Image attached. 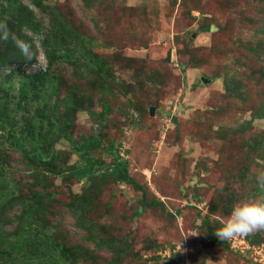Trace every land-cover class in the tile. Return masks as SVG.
Segmentation results:
<instances>
[{
    "label": "trees",
    "instance_id": "trees-1",
    "mask_svg": "<svg viewBox=\"0 0 264 264\" xmlns=\"http://www.w3.org/2000/svg\"><path fill=\"white\" fill-rule=\"evenodd\" d=\"M30 3L38 13L21 0H0V21L6 22L12 33L32 45V58H26L11 40L0 42V264H132L141 255L134 251L127 234L117 233L119 227L113 224L107 227L98 219L103 216L97 212L102 192L108 188L109 196H114L111 190L118 184L139 192L135 215L142 212L145 204L165 207L154 196L147 199L146 186L130 173L129 147L115 139L121 129L118 127L115 135L110 133L113 119L109 97H125L128 104L124 114L131 125L136 124L142 111L153 115L156 104L151 103L146 108L139 104V110L136 100H130L132 89L118 76L126 71L133 74L134 57L118 49L105 51L106 43L101 41L102 50H98L97 40L91 34L92 29L97 31L104 26L101 19L109 18L112 25L108 24V19L106 24L112 27L128 17L127 11L132 7L126 5L125 0H81L86 9L92 10L91 28L83 26L80 19L76 22L64 16L53 3L45 0H30ZM37 14L47 15V27L42 16ZM210 27L207 22L200 23L198 30L207 31ZM261 30L264 32L263 28ZM35 39L45 56V69L25 73L22 65L37 61L39 49ZM59 63L70 66L69 72L63 73ZM13 64L17 68L12 67ZM178 64L183 72L187 64L182 61ZM255 72L264 79V69ZM145 77L151 79L156 88L161 81L152 71L145 73ZM242 87L241 82L233 79L224 83V92L238 97L235 113L241 116L247 110L248 117L234 124L220 122L225 101L207 110H197V116L201 114L206 119L194 120V124L202 128L200 122H206L207 130L203 132L198 128L203 136L195 132L190 138L199 144L210 140L218 142L211 168L221 172L219 181H223L221 185H217L219 181L208 185L212 188L209 211L218 217L201 220L205 233L199 234L196 241L221 243L231 251L247 253L231 249L229 240L221 241L215 236L236 204L239 184H248L247 196H258L264 201V185L256 181L257 174L264 171V127L255 123V120L264 119V89L261 99H256L248 97ZM178 110L171 115L174 125ZM79 112H85L91 122L85 131H80L76 125ZM8 152L17 153L22 166L12 165ZM73 155L75 158L71 161ZM199 163H203L201 170L210 168L200 160L194 166L198 167ZM74 182L81 183L78 192L71 188ZM63 185L70 197L67 206L74 224L84 231L83 238L91 241V247L57 243L52 235L53 227L46 224L50 205ZM190 195L194 197L193 193H188L185 198ZM18 206L20 210L14 215L17 223L13 231H5L4 226L10 219L3 214ZM110 206L111 201L102 205L103 210ZM245 237L252 244L264 242L260 231ZM152 247L155 250L148 258L158 260L163 247L151 243L145 250L150 252ZM101 249L111 253L105 262L98 260ZM197 255L189 246L186 254L173 251L167 260H174L176 256L182 258L175 259L177 264H194Z\"/></svg>",
    "mask_w": 264,
    "mask_h": 264
},
{
    "label": "rangeland",
    "instance_id": "rangeland-1",
    "mask_svg": "<svg viewBox=\"0 0 264 264\" xmlns=\"http://www.w3.org/2000/svg\"><path fill=\"white\" fill-rule=\"evenodd\" d=\"M21 1L38 13L30 0ZM45 1L56 5L59 12L72 21L80 19L83 26L93 28L92 10L86 9L81 0ZM125 4L132 7L131 11H127L130 14L128 17L112 27L109 18V26L107 19H101L104 22L100 23L104 26L97 31L92 29L91 34L97 40L98 50H102L101 41L106 43V47H103L105 51L118 49L134 57L133 74L126 71L118 73V76L132 89V102L136 100L138 106L143 108L151 103L156 106L153 115L142 111L136 124L131 125L124 114L128 104L125 97L110 96V116L113 119L110 133L115 135L117 128L121 129L115 139L129 147L127 159L130 173L146 186L147 199L156 197L165 209L156 204H145L142 212L135 215L139 192L118 184L112 187L114 196H109L108 188L102 192L97 212L103 216L98 219L107 227L110 224L119 227L117 233L127 234L134 251H139L141 255L132 264H177L181 257L174 256L176 261L167 260V257L173 251L186 254L189 246L198 254L194 264H264L252 260L250 253L231 251L221 243L200 244L196 241L199 234L205 233V228L200 225L201 220L217 216L209 211L208 198L212 188L208 185L219 181L221 172L211 168L212 160L217 156L218 142L210 140L199 144L190 138L195 132L203 136L198 130L201 127H197L194 120L199 122L206 118L201 114L197 116V110H207L225 101L220 122L234 124L236 120L248 117L247 110L241 116L235 113L239 99L235 94L224 92L226 81L235 79L241 82L248 97L261 99L264 79L259 78L255 71L264 69V32L261 30L264 29V0H125ZM41 16L47 27V15ZM203 17H208V20H203ZM206 22L211 27L207 31L198 30V25ZM35 43L41 51L38 39H35ZM168 49H171L170 58H174L172 62L164 60ZM40 53L39 59L42 60ZM179 61L187 64L183 72ZM59 64L63 66L61 71L65 74L71 69L64 63ZM24 67L29 72L28 65ZM149 71L156 73L161 80L157 88L151 79L145 77ZM201 77L209 81L203 82ZM97 97L98 93L95 94V103ZM176 109L179 110L176 114L177 124L174 125L171 115ZM255 123L258 127H264V119L255 120ZM90 124L85 112L77 114L76 125L80 131L88 129ZM200 124L203 132H206L207 123ZM7 156L12 157V165L22 166L17 153L8 152ZM74 158L73 155L70 160ZM197 160L210 168L201 170L203 163L195 167ZM56 182L59 183L58 178ZM222 183L220 180L217 185ZM80 185V182H74L71 188L78 192ZM247 188L248 184L238 185L236 204L244 200L261 202L258 196H247ZM188 193H193L196 199L191 195L186 199ZM69 200L63 185L50 205L46 224L53 227L52 235L57 243L91 247V241L83 238L84 231L74 224V217L67 206ZM106 201H111V206L103 210L102 205ZM202 203L208 207L207 212H204ZM19 210L20 206L10 208L3 214L4 218L10 219L4 226L5 231H13L17 223L14 215ZM260 232L264 236V231ZM151 243L163 247L162 255L157 253L160 255L158 260L148 258L155 250L153 247L150 252L145 250ZM172 245L173 249L170 250ZM110 256L109 251L101 249L98 260L105 262Z\"/></svg>",
    "mask_w": 264,
    "mask_h": 264
},
{
    "label": "clouds",
    "instance_id": "clouds-1",
    "mask_svg": "<svg viewBox=\"0 0 264 264\" xmlns=\"http://www.w3.org/2000/svg\"><path fill=\"white\" fill-rule=\"evenodd\" d=\"M9 40H11L13 45L18 48L23 56L26 58H32L31 43L22 40L15 33H12L9 30L7 23L0 21V42H8ZM40 52L42 53V60L39 59L38 54L37 61L28 64L29 72L24 67L27 66V64L22 65L24 71L26 70L27 73H33L45 69L46 59L43 52L39 50V53ZM12 67L17 68V65L13 64ZM32 68L34 69L32 70ZM256 181L258 184L264 185V171L257 174ZM198 206L201 208L200 205ZM202 206H204V212H207L206 204L202 203ZM254 231H264V201L255 202L244 200L232 208L229 217L215 232V236L221 241L229 240L231 243V249L250 253L252 254V260L264 263V242L252 244L245 237ZM235 236H239V244L237 246L233 245L231 241V238ZM257 255L260 257L256 258L255 256Z\"/></svg>",
    "mask_w": 264,
    "mask_h": 264
},
{
    "label": "water",
    "instance_id": "water-1",
    "mask_svg": "<svg viewBox=\"0 0 264 264\" xmlns=\"http://www.w3.org/2000/svg\"><path fill=\"white\" fill-rule=\"evenodd\" d=\"M192 36H194V35L192 34ZM170 54H171V49H168V51L166 53V57L164 58L165 61H170ZM201 79H202L203 82L209 81V79H207L205 77H201ZM150 112H151V114H153V110L152 109H151Z\"/></svg>",
    "mask_w": 264,
    "mask_h": 264
},
{
    "label": "built area",
    "instance_id": "built-area-1",
    "mask_svg": "<svg viewBox=\"0 0 264 264\" xmlns=\"http://www.w3.org/2000/svg\"><path fill=\"white\" fill-rule=\"evenodd\" d=\"M238 239H239V236H235V237L231 238L232 244L237 246L239 244Z\"/></svg>",
    "mask_w": 264,
    "mask_h": 264
}]
</instances>
